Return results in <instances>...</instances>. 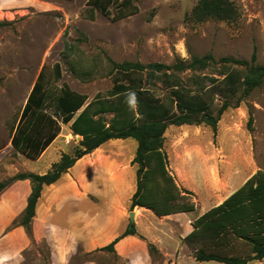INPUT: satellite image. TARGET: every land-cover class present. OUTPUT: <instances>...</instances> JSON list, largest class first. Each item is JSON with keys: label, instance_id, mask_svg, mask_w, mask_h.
<instances>
[{"label": "rangeland", "instance_id": "rangeland-1", "mask_svg": "<svg viewBox=\"0 0 264 264\" xmlns=\"http://www.w3.org/2000/svg\"><path fill=\"white\" fill-rule=\"evenodd\" d=\"M198 1L136 0L138 13L114 21L92 7L90 0H0V181L30 171L29 168L44 167V162L28 160L12 144L14 129L44 65L49 90L57 93L66 84L88 94L89 101L97 95L110 94L116 76L114 62L172 65L207 53L218 60L225 56L251 60L256 52L257 61L264 65V0H232L239 12L236 19L211 18L203 22L191 16ZM112 8L114 15L118 5ZM57 63L61 65L59 79L55 73ZM230 68L241 70L235 66ZM226 69L229 68L218 63L197 72L187 70L176 78H156L147 87L162 98L175 81L194 96L202 95L206 86H217L229 93V83L223 73ZM224 100L221 92L213 97L211 108L215 114ZM231 104L222 114L216 132L205 123L170 125L166 131L164 149L170 170L178 188L190 190L184 200H192L196 209L169 217L158 216L150 224L151 230L161 232L158 235L162 249L138 235L132 241L116 245L114 252L99 250L100 246L87 250L82 242L74 241L72 246L67 239L53 246V240L50 243L34 237L33 225L31 233L25 228L29 242L19 246L16 239L7 236L21 225L17 216L0 232V264H226L215 260L197 261L185 237L193 230V222L199 215L222 201L259 169L264 170V83L240 105H236L235 98ZM106 116L109 121L113 114ZM251 117L253 123L249 128ZM63 126L66 129L70 123ZM73 140L70 137L71 143ZM121 140H126L125 145L107 142L105 148L128 154L132 151L135 156L137 140ZM60 143L62 138L50 153ZM61 145L70 150L64 143ZM213 170L221 180L215 187L207 181ZM131 179L136 185L134 168ZM89 203V209L105 208L99 200ZM68 207L72 209V205ZM127 208L130 209V204ZM61 214L56 219L65 222V215ZM125 215L123 230L131 224L130 212ZM150 243L158 251L151 253ZM250 264H264V259Z\"/></svg>", "mask_w": 264, "mask_h": 264}, {"label": "trees", "instance_id": "trees-1", "mask_svg": "<svg viewBox=\"0 0 264 264\" xmlns=\"http://www.w3.org/2000/svg\"><path fill=\"white\" fill-rule=\"evenodd\" d=\"M90 4L114 21L139 12L136 0H90ZM115 4L118 8L113 15L112 7ZM238 14L232 0H199L191 16L203 22L211 18L234 20ZM218 63L229 68L223 72L224 79L229 83V93L226 89L219 90L217 86H206L202 95L194 96L175 81L169 85L167 96L162 98L147 87L156 78H176L181 72H197ZM232 66L241 70H232ZM44 69L45 65L14 129L13 146L27 158L37 160L61 133L62 123L71 121L73 133L83 138L74 143L72 151L63 153L48 172L25 171L0 181L1 192L14 180H31L32 192L19 219L29 233L45 186L57 183L78 159L111 139L134 138L138 142L132 161L137 180L130 201L131 210L137 206L146 207L157 216L194 211L196 204L192 200H184L191 193L190 190L178 188L170 170L169 157L164 149L168 127L205 123L216 132L222 114L232 106V98L236 99L238 106L264 83V65L257 61L256 52L251 60L232 56L218 60L212 53H207L172 65L162 62H114L116 76L110 94L105 97L97 95L91 101L88 94L75 91L66 84L57 93L49 90ZM55 73L58 79L62 76L59 63L55 65ZM219 92L223 93L225 100L215 114L211 107L213 97ZM108 113L113 114L109 121ZM252 123L251 117L249 128ZM128 235L145 239L138 233L134 222L99 250L116 251L117 243ZM185 241L194 249L197 261L250 264L254 260H263L264 170L259 169L223 202L199 215ZM149 250L154 253L158 248L150 243Z\"/></svg>", "mask_w": 264, "mask_h": 264}, {"label": "crops", "instance_id": "crops-1", "mask_svg": "<svg viewBox=\"0 0 264 264\" xmlns=\"http://www.w3.org/2000/svg\"><path fill=\"white\" fill-rule=\"evenodd\" d=\"M69 123L70 126L66 129L62 123L61 133L37 160L28 158V160L37 163L44 162L42 169L33 170L29 168L30 171L41 174L48 172L53 163L61 159L63 153L70 152L71 146L83 138L82 135L73 133L72 121ZM65 131L66 134H64ZM65 136H67L66 139ZM70 137L74 139L72 143ZM61 138L62 143L58 144L54 152L50 153V149ZM124 141L126 140L111 139L107 142L112 144L123 143L125 145ZM63 143L70 150H66L61 145ZM105 145L104 143L93 152L78 159L75 165L57 183L45 186L37 204L36 215L32 221L34 237L47 240L50 243L53 240V246L58 243L57 241L63 244L66 239L72 246L75 245L74 241L76 243L82 242L87 250H92L98 246L102 247L109 244L119 236L124 231L122 226L126 222L125 214L134 211L138 233L162 249L159 241L160 236L158 235L161 232L153 231L150 227V224L156 222L159 217L146 207L137 206L133 210L127 208L136 190V185L131 179L133 168L136 169L132 164L134 159L132 148H130L131 153L128 154L127 152L110 150L105 148ZM207 181L213 187L220 185L221 180H218L216 170L208 174ZM235 190L216 205L223 202ZM31 192V180L19 179L1 193L0 232L15 217L22 216ZM96 200H99L105 208L102 210L89 209V201L95 203ZM85 204L88 207H85ZM68 205H72V209H69ZM82 207L84 209L80 210ZM59 214L65 215V222L56 219ZM176 214L178 213L165 215V217ZM7 234L9 238L16 239L19 246L26 245L30 240L29 233L22 225L17 226ZM91 234H97L98 236L94 237ZM136 237L137 235H128L121 239L117 246L123 241H132Z\"/></svg>", "mask_w": 264, "mask_h": 264}, {"label": "water", "instance_id": "water-1", "mask_svg": "<svg viewBox=\"0 0 264 264\" xmlns=\"http://www.w3.org/2000/svg\"><path fill=\"white\" fill-rule=\"evenodd\" d=\"M130 218H131V223H134L135 222V212L134 211L130 212Z\"/></svg>", "mask_w": 264, "mask_h": 264}]
</instances>
